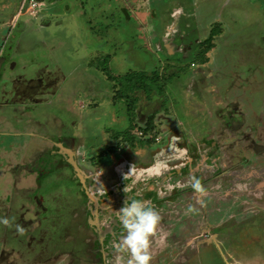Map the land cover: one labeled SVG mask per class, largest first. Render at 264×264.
I'll return each mask as SVG.
<instances>
[{"label": "rangeland", "instance_id": "rangeland-1", "mask_svg": "<svg viewBox=\"0 0 264 264\" xmlns=\"http://www.w3.org/2000/svg\"><path fill=\"white\" fill-rule=\"evenodd\" d=\"M34 1L32 14L26 5L20 9L22 0H0L1 23L16 15L0 29V58H11L0 62L13 75L1 79L12 84L9 101L53 97L25 110L16 103L19 115L12 105L5 123L22 131L0 136L16 145L7 149V165L31 140L49 172L37 189L33 180L13 188L5 177L0 218L15 221L11 228L0 224V264H127L129 257L114 248L124 230L109 225L120 215L119 195L133 197L116 182L127 162L125 182H147L161 166L176 167L167 182L174 209L166 217L178 214L180 222L167 220L170 235L157 229L151 264H264V0ZM211 29L215 47L203 61L201 42ZM139 71L170 79L163 91L153 86L150 98L135 93L130 120L119 83ZM149 117L154 128L146 132ZM163 153L167 161L158 162ZM22 176L30 180L33 173ZM192 177L207 190L203 205L190 186L178 187ZM50 181L52 197L33 204L32 195ZM157 193L169 194L162 185ZM189 204L198 211L188 212ZM177 206L182 213L174 212ZM99 207L109 215L104 224L111 235L102 254ZM43 253L59 260L37 261Z\"/></svg>", "mask_w": 264, "mask_h": 264}, {"label": "flooded vegetation", "instance_id": "flooded-vegetation-1", "mask_svg": "<svg viewBox=\"0 0 264 264\" xmlns=\"http://www.w3.org/2000/svg\"><path fill=\"white\" fill-rule=\"evenodd\" d=\"M25 5L27 6L26 0L25 1L22 0V2L20 4V9L24 8ZM25 9H27V7H25ZM34 13H35V11H34ZM15 19H16V15H11L9 18L6 19V21H4L2 23L0 22V29H5L4 27H2V25L6 27L10 24H13ZM1 35L2 34L0 33V41L2 40V37H3ZM7 59H11V58H0V60H7ZM4 71L6 72L5 74H4ZM2 76H4L5 78H8L10 80H13V75L11 73V70L10 69L6 70L5 65L2 62H0V135L8 134V135L12 136V135H15L17 133V131H22V128H21V126L14 125L12 123H8V122L5 123V116H7L6 114H10V115L13 114L14 115V112L8 108H10L12 105L15 108V105H17V104L20 106V108H22L24 110L27 108H33L34 106H36L37 102H39V104H45L48 100H50V99H46V98L47 97H53V96L52 95H48V96L44 95L43 97H41L39 99V101H37L35 99V97H37L38 94H36L35 96H31L29 98L20 99L19 102L18 101H11V100L9 101V99L6 98V95H7L6 90H8L12 84H7L6 80L1 79ZM41 93L45 94V93H47V91L44 90ZM42 99L45 101H42L40 103V100H42ZM15 110L17 111L16 108H15ZM16 113L19 115V113H21V112L17 111ZM7 128L9 130L5 131V129H7ZM184 134H185V132H184ZM161 143L164 144V140L161 141L160 144ZM162 144H161V146H162ZM12 145L11 144L7 145L6 139L0 136V188L4 185L5 177L7 175H10L12 178V181H13V183H11V186L13 188H17V183H19V185H21V186H28L31 183V181L33 180L31 185L34 184L36 186V189H37L39 184L44 182L45 173L49 172V170L46 169V165L44 164V161L40 160V156H41L40 154H42V151L39 150V148H37L36 145H34L31 142V140H26L25 148L21 152V154L17 155V152L15 151L14 159L12 161H10V164L7 165L8 161L7 162L5 161L7 149L10 151H14L13 149L16 148V145L14 147ZM10 146H12V147H10ZM114 151L116 152V150H113L111 152H114ZM106 156L107 155H103L100 157L106 158ZM159 156L161 157V159H158ZM155 159L158 162L167 161V156L165 155V153L157 154L155 156ZM126 164H127L126 165L127 167L124 168V170L121 172V174L120 173L116 174L117 176H119L117 178L116 182L117 181H123V183L126 184L125 185L126 189H124V190H126V192H128L129 194L133 195L132 199H138V200H143V201L149 202L160 213L161 221L159 224L160 227H158L159 230L161 228V230L163 232H169V235H170L171 225L169 223H166V222H168V221L172 222L173 220H174V222H177V221L180 222V218L179 219L177 218L178 214H176V216L173 220H171V219L168 220L166 217V215H169V210L172 209V211H173V209H174L173 207L170 206V204L172 202L171 198L173 197V192L170 190V187L167 185V182H169L170 180H173L175 178V176H172V174H171V172H173L176 169V167L174 166V163L168 164L171 166L169 171H167L168 165L165 167L161 166L160 169H162V170H160L158 172H154L153 176H151V177H153L152 179H149V181H147V182L144 181L142 183H140L139 180H136L137 182H134L133 179H131L130 181L127 180V182L124 181V176L126 175V173H124V171H127V169L131 168V166H132V163H130V162H127ZM258 164L259 163H256L255 168H258ZM261 165H262V163H261ZM133 171H136V169ZM25 172L33 173V177H32L33 179L32 178L30 180L25 179L22 176V175H24ZM100 173H101V171H100ZM208 173L211 174L210 172H208ZM120 175H122V176H120ZM90 177H91V175L86 174L85 178L84 177L82 178V179H84L86 186H89L87 184V180ZM98 181H100V180H98ZM99 183H101V182H99ZM79 184H80L81 189H82V197L84 198V195H83L84 186L82 185L81 181H79ZM152 184H153V186L151 188L152 190L147 191L145 188L146 185H148L147 187H149ZM114 185H118L119 189L124 188L123 186H121V184H119V182L115 183ZM114 185H112V186L110 185L109 187H113ZM161 185L164 187V189H166L169 192L168 195L166 194V195L161 196L160 194L157 193L158 191H160ZM109 187L107 188V190L109 189ZM119 189H117V190L119 191ZM49 190H52L51 181L48 182L46 191L40 190L39 192L32 195L31 199H32L33 204L34 203L36 204L38 202V200L40 199V197L43 195L48 196V197H52L50 195V192H48ZM148 193H150V194H148ZM150 195H152V196H150ZM10 196L11 195L9 194L7 197L6 196L5 197L9 199ZM119 196H118L119 197L118 202L120 203V205L122 207V205L124 204V202L126 201L127 198L122 200L121 199L122 195H119ZM151 198H152V200H151ZM128 202L130 203L131 199ZM167 203H170V204H167ZM177 207L179 209L175 210L174 212L175 213H182L183 207H181V206H177ZM35 208L37 209L36 206H35ZM102 209L103 208L101 207L100 210L99 209L96 210V215H98V217H100L102 220V222H99L100 223V229H99V236H98L100 254H102V252H104L105 249H109L111 246V244L109 242V240H110L109 237L111 238V235L109 234V236H108L109 230H107V224H104L105 223L104 219L106 217L109 218V215L105 214L102 211ZM165 209H167V210H165ZM37 210H38L37 212L40 214L42 219H44L43 218L44 216L40 213V209L38 208ZM117 218H118L117 220L114 219V220H112V222L109 221L111 223L110 224L108 223V224L114 225V226H121L120 222H119V216ZM177 225L180 226L179 223H177ZM175 227H177V226H175ZM165 236H166V234H165ZM156 243H157V239L154 236L152 238L151 249H154L156 247V246L153 247V245ZM52 244L54 246L53 242H52ZM45 257H53V255H51V254L48 255V253L47 254L43 253V254H41V256L38 257L37 261H41ZM56 258L59 260V257H56V256L53 257V259H56Z\"/></svg>", "mask_w": 264, "mask_h": 264}, {"label": "clouds", "instance_id": "clouds-1", "mask_svg": "<svg viewBox=\"0 0 264 264\" xmlns=\"http://www.w3.org/2000/svg\"><path fill=\"white\" fill-rule=\"evenodd\" d=\"M186 186L193 189L197 202L203 205L202 198L207 195V190L202 182L196 177H192L190 185H178L180 188ZM187 210L191 213L198 211L191 204L188 205ZM119 220L124 232L120 242L114 245L116 252L129 257L127 264H151L153 259L152 238L157 234L161 221L160 213L147 201L131 199L129 203L126 199L120 208ZM14 221L15 217L0 218V224L8 228L13 226ZM15 228L19 235L25 234V229L21 225L16 224Z\"/></svg>", "mask_w": 264, "mask_h": 264}, {"label": "trees", "instance_id": "trees-1", "mask_svg": "<svg viewBox=\"0 0 264 264\" xmlns=\"http://www.w3.org/2000/svg\"><path fill=\"white\" fill-rule=\"evenodd\" d=\"M212 29H214V27ZM212 29L209 32V35L207 36V38L201 42V43H205L206 45V48L202 49V51L200 52L201 58L205 56L203 61L208 60V57L205 55L207 51L215 47L213 40L215 36L217 35V33H215L214 30ZM108 78L109 79L113 78V80L116 79L112 77L111 75L108 76ZM121 79L122 81L119 83L118 94L120 97H124L125 99H127L126 110L131 116L130 117V120H131V118L133 117V112H134V104L138 100V97L135 95V93L138 91H142L143 93L146 94V98H150L149 95L153 91V86L156 87L159 91H163L164 87L166 86L170 78L169 76L164 77L157 71H152L149 73L139 71V72L127 73ZM130 94L132 96H130ZM131 128L132 127H130V129ZM153 128H154V123L152 122L151 117H149L146 120V126L144 130L146 132H151ZM121 135L125 141H128V142L132 141V137L128 134V132H121ZM114 148L115 147L113 146H109L108 150L111 152L114 150Z\"/></svg>", "mask_w": 264, "mask_h": 264}, {"label": "built area", "instance_id": "built-area-1", "mask_svg": "<svg viewBox=\"0 0 264 264\" xmlns=\"http://www.w3.org/2000/svg\"><path fill=\"white\" fill-rule=\"evenodd\" d=\"M25 1V0H23ZM38 6V3L34 0H30L29 2H27V7L30 8V9H33L34 7H37Z\"/></svg>", "mask_w": 264, "mask_h": 264}, {"label": "crops", "instance_id": "crops-1", "mask_svg": "<svg viewBox=\"0 0 264 264\" xmlns=\"http://www.w3.org/2000/svg\"><path fill=\"white\" fill-rule=\"evenodd\" d=\"M178 9H179V8H178ZM178 9H177V10H178ZM25 10H26L28 13H32V14H33L34 11H35L34 9H30V8H28V7H27V9H25ZM178 11H179V10H178Z\"/></svg>", "mask_w": 264, "mask_h": 264}, {"label": "bare ground", "instance_id": "bare-ground-1", "mask_svg": "<svg viewBox=\"0 0 264 264\" xmlns=\"http://www.w3.org/2000/svg\"><path fill=\"white\" fill-rule=\"evenodd\" d=\"M91 181V180H90ZM116 224V223H115ZM117 225V224H116Z\"/></svg>", "mask_w": 264, "mask_h": 264}]
</instances>
